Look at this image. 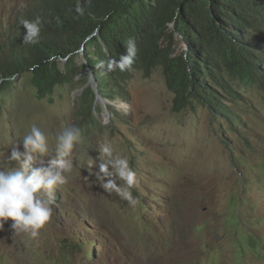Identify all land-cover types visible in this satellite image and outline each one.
<instances>
[{
    "label": "rangeland",
    "instance_id": "obj_1",
    "mask_svg": "<svg viewBox=\"0 0 264 264\" xmlns=\"http://www.w3.org/2000/svg\"><path fill=\"white\" fill-rule=\"evenodd\" d=\"M32 1L0 0V19L13 21ZM79 74L76 67L72 83L43 99L31 72L0 88V167L17 166L11 147L33 124L53 156L62 130L78 127L73 155L83 164L87 152L98 163L97 146L112 141L137 174L138 203L104 192L92 174L98 169L74 165L38 237L3 224L0 264H264L263 79L232 80L238 100L228 105L241 124L197 102L195 110L175 113L161 68L150 79L136 72L125 97L109 103L110 116L105 109L91 116L81 108L89 76Z\"/></svg>",
    "mask_w": 264,
    "mask_h": 264
},
{
    "label": "trees",
    "instance_id": "obj_2",
    "mask_svg": "<svg viewBox=\"0 0 264 264\" xmlns=\"http://www.w3.org/2000/svg\"><path fill=\"white\" fill-rule=\"evenodd\" d=\"M78 4L83 15L75 11ZM178 9L189 51L161 59L158 44ZM36 17L42 21L38 42L25 45L19 21ZM176 38L162 42L166 56L180 47ZM130 39L137 47L132 70L150 77L163 66L168 89L175 94L176 112L197 102L213 116L242 124L227 104L238 100L230 81L240 77L246 84L260 76L264 86V0H37L15 23L1 27L0 88L12 87L17 76L31 72L43 99L57 86L72 82L76 67L81 72L88 66L101 94L110 98L133 71L110 72L98 65L126 55ZM84 46L88 63L77 65ZM62 59H68L64 66ZM86 96H94L91 88ZM224 145L230 148L229 142Z\"/></svg>",
    "mask_w": 264,
    "mask_h": 264
},
{
    "label": "clouds",
    "instance_id": "obj_3",
    "mask_svg": "<svg viewBox=\"0 0 264 264\" xmlns=\"http://www.w3.org/2000/svg\"><path fill=\"white\" fill-rule=\"evenodd\" d=\"M36 1L33 0L27 6L22 4L21 7H26L14 14L13 21L6 24L3 18L0 19V36L1 27L15 23L18 17L25 10L27 11ZM75 11L83 15L84 9L78 4ZM180 15V9H178L172 20L167 24V35L158 44L157 51L161 59H175L184 56L189 51V46L185 39L186 34L182 31L185 28L181 25ZM19 23L25 30L22 36V43L25 45L37 43L42 25L40 17H36L34 20L21 18ZM95 35H99V31ZM172 36L177 37L176 42L181 40V45L177 49V52L166 56L161 48V44ZM173 41L175 42V40ZM83 51H87L85 46L81 52ZM136 56V43L130 39L127 42L126 55L120 56L119 59L109 58L106 62L101 61L98 67L106 68L110 72L117 70L120 72L130 71L132 70ZM87 63L88 60L86 58L85 64ZM158 68H161L163 71V66H159L153 70L150 77H145L144 72L140 69H133L126 83L117 87L112 97L105 98L100 92L94 71L87 66L79 74V76L85 74L89 76L88 82H84L81 105L83 103L85 105L81 106V108L85 107L91 113V116L93 109H105L107 116H110V111L114 110V107L109 103L118 101L120 97H125L127 86L134 78L135 73L142 72L145 79H150ZM163 75L167 85L164 71ZM230 83L232 85L231 81ZM89 88L94 92L93 97L86 96V91ZM171 93L175 98V94ZM229 103L227 102V104ZM189 108L195 110L196 103H194L193 107ZM174 112L180 113L175 110ZM93 121L97 122L98 119L94 117ZM80 142L81 132L78 127L68 126L64 128L57 137L55 155L53 156L50 154L47 136L40 127L33 124L29 132L22 138V141L11 147L9 160L16 162L17 166L0 167V229H2L5 222L10 220L12 221L11 227L14 233H24L31 238L38 237L40 230L51 220L53 211L51 205L54 203L57 188L67 182V176L72 172L74 165L87 168L90 172L94 168L98 169L92 174L95 176V180L99 181V186L104 192L109 194L115 193L119 198L133 206L138 203L137 198L133 196L132 192V189L138 184L137 174L131 168L129 159L117 151L114 143L105 140L97 146L99 152L98 163L97 160L91 158L86 152L87 160L81 164L80 159L73 155L74 148Z\"/></svg>",
    "mask_w": 264,
    "mask_h": 264
}]
</instances>
